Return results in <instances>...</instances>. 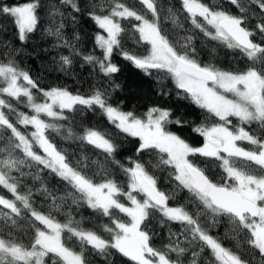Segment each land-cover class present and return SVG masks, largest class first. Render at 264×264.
I'll return each instance as SVG.
<instances>
[{
	"label": "snow or ice",
	"instance_id": "6c2138e0",
	"mask_svg": "<svg viewBox=\"0 0 264 264\" xmlns=\"http://www.w3.org/2000/svg\"><path fill=\"white\" fill-rule=\"evenodd\" d=\"M61 2L70 5L74 12L82 11L76 0ZM228 2L243 15L203 0H181V8L193 28L205 37L239 50L251 62L244 70H223L211 62L201 63L192 36L184 37L185 43L179 44L163 27L164 9L159 0H139V6L127 0H94L88 12L103 33L97 32L94 37L95 47L101 50L102 56L87 54L83 55V60L111 78L120 71L112 63L114 50H119L125 60L147 75L153 71L166 73L184 98L221 122L210 125L205 122L192 127L191 131L203 138L201 146L169 130V125L183 127L187 123L171 109L152 106L142 115L137 114L134 110H125L122 102L110 103L111 92L95 85L88 94L73 93L63 86L43 89L14 60L0 62V95L24 104L33 113L18 112L9 100L0 98V130L10 132L5 145L0 146V153H3L0 187L13 197L0 195V208L7 210L0 211L3 221L0 224V264H90L89 249L102 258L112 256L115 250L132 264H199L205 249L210 250L209 264H250L242 254L224 247L220 238L210 235L198 215L194 216L184 206L169 205L174 195L158 187L151 171L161 166L171 168L173 171L169 175L177 182V187L186 189L210 211L214 225L220 223L216 217H226L231 231L237 236L243 234V242L259 254L260 264H264V131L257 136L241 126L256 123L264 130V43L254 42L257 31L250 30L246 24L249 15H255L258 8L260 18L254 28L258 30L259 39L264 41V0ZM0 13L14 18L21 42L37 28L36 3L4 6ZM167 13L165 19L177 28L183 27L177 11L168 8ZM62 27L48 34L62 41L60 46L68 47L73 55H82L76 45L64 37ZM130 35L136 44L144 46L143 53L126 50ZM60 60L61 71H67L64 66L73 63L67 55H62ZM110 87L115 91L120 85ZM33 89L42 95V102H37ZM4 109L15 114L17 119L12 121ZM96 109L120 133L136 140L134 152L140 159L129 157L130 166L116 159L119 145L114 141L115 133L107 129L85 127L83 134L77 135L69 128L65 138L75 137L106 154L103 162H93L100 171L89 174L78 164L74 165L46 135L49 129L60 133L63 126L56 122L70 120L66 112ZM230 117H235L239 125L229 127L232 125ZM17 125H31L34 131L30 136L25 135ZM0 139H4L2 134ZM238 142H246L251 147H242ZM16 150L26 159L16 155ZM41 152L43 154H39ZM144 154H155L157 159L145 163ZM197 157L219 161L226 175L217 182L196 162ZM33 165L48 169L74 190L57 196L48 187L38 189L37 194L45 201L51 200L45 205L47 212L35 205L31 188L18 190L22 178L29 175L22 169ZM110 165H117L123 171L127 177L126 186L110 178ZM97 175L100 180L95 179ZM33 179L41 178L36 175ZM69 200L77 208L87 205L98 217L107 218V222L100 225L101 230L83 227V218L80 221L73 218ZM65 205L69 210L65 213L66 222L61 223L52 213L60 212ZM157 214L164 219H159ZM150 219L159 220L162 226L166 221L178 222L182 225L181 232L169 230L167 243L157 247L146 223ZM18 231L31 234L28 244L19 240ZM180 235L187 245L180 241Z\"/></svg>",
	"mask_w": 264,
	"mask_h": 264
},
{
	"label": "trees",
	"instance_id": "16d2710c",
	"mask_svg": "<svg viewBox=\"0 0 264 264\" xmlns=\"http://www.w3.org/2000/svg\"><path fill=\"white\" fill-rule=\"evenodd\" d=\"M127 2L139 6V0H127ZM203 2L210 5H222L225 10H229L233 14L243 15L239 13L235 6H232L228 0H203ZM27 3L37 4L38 24L36 30L28 34V39L26 41H19L18 28L15 25L14 18L9 14L0 13V62L14 60L20 68L27 70L30 75L37 80L40 88L48 89L54 86H63L73 93L79 92L81 94H88L92 91V86L95 85L98 88L108 89L111 92L110 103L115 105L117 102H122V107L125 110H134L137 114L142 115L152 106L171 109L174 115L187 120V123L183 125V127L169 125V130L181 135L195 146H200L203 138L193 133L191 131L192 127L205 122L209 125L213 122L221 123L218 118L212 117L205 110L198 108L190 99L184 98V94L175 87L174 82L166 73L153 71L151 75H147L143 71L135 68L131 62L125 60L123 56L119 54V50H114L112 63L116 64L120 71L112 74L111 78L104 76L98 67L93 68L91 64L86 63L83 60V55L94 54L102 56L101 50L96 48L94 44L96 33L101 32V34H103L102 30L98 29L88 15L94 0H76L78 6L82 9L80 12H74L70 5L63 4L61 0H0V8L4 6L13 7ZM159 3L164 9L162 13L163 27L168 31L169 36L179 44L185 43L184 37L192 36V43L197 49V58L201 63L206 64L211 62L218 68L230 71L244 70L251 64L239 50L229 49L226 45L218 41L210 40L198 29H194L190 20L186 19L187 13L182 11L181 1L159 0ZM251 7L256 8L255 5H251ZM168 8L177 11L178 18L183 23L182 28L175 27L170 20L165 19L168 15ZM259 18L260 12L259 9L256 8V14L249 15L246 24L250 30L257 31V36L253 38L254 42L264 43V41L259 39L258 30L254 28V25L259 22ZM61 25H63L61 31L64 37L75 44L82 55H73L68 47L60 46L62 41H58L54 36L48 34ZM77 36L79 39H76ZM136 36L138 37V34H136ZM5 45L7 47H5ZM125 48L126 50L138 54L144 52V46L142 44H136L131 35L127 39ZM62 55L69 56L73 61L70 66H64L67 71H61L59 68L62 64L60 60ZM114 84L120 85V88L112 91L110 85ZM32 91L37 96V102H42V95L35 89ZM0 98L9 100L16 107L18 112H24L28 115L33 114L31 110L22 103L17 104V101L2 95H0ZM21 99L25 100L26 98L22 97ZM4 111L9 115L12 121L17 119L16 115L9 114L7 109H4ZM65 114L71 117V119L56 122L63 126L60 129V133L49 129L46 135L57 145L58 149L67 155L68 159L74 165L78 164L85 172L89 174L99 172L100 169L98 165L93 162H103L106 154L101 153L99 149H95L93 146L75 137L65 138L69 128L77 135H82L85 127L95 126L101 129H107L111 133H115L114 141L119 145L116 159L120 160L125 166H130L129 157L140 159V157L135 156L134 152L136 140L120 133L110 125L99 109L95 111L85 110L83 113L66 112ZM42 118L48 120L47 117ZM229 119L232 121V125H229V127L239 125V121L235 117H230ZM48 122L54 121L49 120ZM241 126L257 136H260L261 132L264 131L260 129V126L256 123ZM17 127L25 135L30 136V133L33 131L30 125H17ZM0 134L4 137V139H0V146H4L10 132L0 130ZM240 146L245 148L251 147L246 142H241ZM35 150L39 152L38 149ZM15 154L22 159H26L19 150H16ZM39 154H42V152ZM2 156L3 153H0V157ZM149 159L155 161L157 156L155 154L152 156L144 154V162L147 163ZM195 159L196 162L205 169L206 174L214 178L217 182L220 181L221 176L226 175L223 169L219 167V161H213L204 157H197ZM22 171L24 173H29V175L22 178L23 183L18 190L27 191V188H31L33 191L32 199L41 211L47 212L45 205L51 203V200L45 201L42 195L37 194V190L41 187L52 189L57 196L63 195L65 191H74L67 182L62 181L48 169H44L43 166L33 165L31 168H23ZM110 171V178L126 186L127 177L117 165H110ZM151 171L157 179L158 187L167 194L174 195V199L169 201L170 206L186 207L191 214L199 216L202 226L208 229L210 235L221 239V243L224 247L242 254L243 258L250 261V264H260L261 258L259 254L255 252V250H252L250 245L243 242V234L237 236L231 231V225L228 224L226 217H216L220 223L214 225L210 211L204 209L203 205L199 204V201H196L186 189L177 187V182L169 175V172L173 171L171 168L161 166L160 168H152ZM13 175L19 176V173H13ZM36 175H39L41 179L34 180L33 177ZM95 179L100 180L101 177L97 175ZM0 195H4L6 198L10 199L13 198L11 193L2 187H0ZM123 202L126 204L128 203L127 201ZM68 204L71 205V214L75 220L80 221L83 218L82 226L85 228L101 230L100 225L107 222V218L98 217L87 205H82L77 208L76 205L71 204L70 200ZM68 210L67 205H65L60 212H53L52 215L55 216L59 222L64 223L66 222L65 213ZM0 211L7 210L0 208ZM119 215L122 219L127 220V217L123 214ZM157 215L159 216V214ZM159 219L164 218L159 216ZM146 223L149 224L150 232L154 234L153 241L157 247L167 243L169 230L180 233L182 229V225L178 222L166 221L162 226L159 220L150 219L146 221ZM0 224H3L2 220H0ZM5 231H7L6 228ZM16 234L19 240L25 244H28L31 240L30 233L18 231ZM179 239L187 245V241L184 240L183 235H180ZM188 246L192 247V245ZM88 251L91 253L88 255L90 264H108L109 260L111 264H132L127 258L122 257L119 253H115V250H112L114 254L108 258H102L92 253L91 249ZM249 252H252V255H249ZM209 259L210 250L205 249L200 255L199 264H209Z\"/></svg>",
	"mask_w": 264,
	"mask_h": 264
},
{
	"label": "rangeland",
	"instance_id": "374dc122",
	"mask_svg": "<svg viewBox=\"0 0 264 264\" xmlns=\"http://www.w3.org/2000/svg\"><path fill=\"white\" fill-rule=\"evenodd\" d=\"M22 5H24V4H20V5H17V6H22ZM14 7V6H13ZM18 28V27H17ZM21 83H23V81H21ZM31 126V125H30ZM32 127V126H31ZM33 131H34V128H33ZM239 144L241 143V142H238ZM201 145H202V143H201ZM200 145V146H201ZM43 154V153H42Z\"/></svg>",
	"mask_w": 264,
	"mask_h": 264
},
{
	"label": "water",
	"instance_id": "95a60500",
	"mask_svg": "<svg viewBox=\"0 0 264 264\" xmlns=\"http://www.w3.org/2000/svg\"><path fill=\"white\" fill-rule=\"evenodd\" d=\"M179 1H181V0H179Z\"/></svg>",
	"mask_w": 264,
	"mask_h": 264
}]
</instances>
